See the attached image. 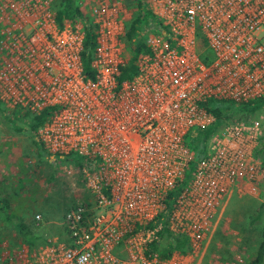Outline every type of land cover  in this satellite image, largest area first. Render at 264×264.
<instances>
[{
  "label": "built area",
  "instance_id": "2783aa9c",
  "mask_svg": "<svg viewBox=\"0 0 264 264\" xmlns=\"http://www.w3.org/2000/svg\"><path fill=\"white\" fill-rule=\"evenodd\" d=\"M77 1L83 17L59 23L57 0H0V105L26 122L48 110L37 136L55 159H79L88 192L66 209L61 235L0 242V264H194L230 201L264 183L259 121L229 119L206 148L187 141L215 123L217 102L264 98V0H144L169 34L144 28L148 50L122 80L137 8ZM87 23L94 77L83 67ZM175 237L188 250L163 258Z\"/></svg>",
  "mask_w": 264,
  "mask_h": 264
},
{
  "label": "rangeland",
  "instance_id": "374dc122",
  "mask_svg": "<svg viewBox=\"0 0 264 264\" xmlns=\"http://www.w3.org/2000/svg\"><path fill=\"white\" fill-rule=\"evenodd\" d=\"M4 110L9 113L17 112L20 115L18 111L5 108ZM247 120L259 121L264 133V107ZM25 121L20 120L19 124L26 126ZM187 141L197 149L198 144L194 137L188 136ZM8 144H10L8 150L1 148V151L5 153L3 157H7L10 151L11 156L22 157L24 160H21V165L25 164L24 173L28 174L23 176L21 170L15 172L17 174L12 178L11 186L14 187L12 190L7 191L5 186L0 185V197L5 198L4 195H9L15 209L25 205L31 210L39 209L43 198L44 207L50 209L55 217L58 216L57 219L60 222L63 211L65 213L73 202L88 196V192L83 189L82 176L77 171V161L51 158L48 159L49 161L46 159L32 161L31 156L37 154V149L31 134L26 128L14 129L0 114V146ZM48 189H51V193L47 196ZM263 200L264 183L259 186V192L255 195L234 197L225 211L224 218L214 231L206 253L202 258H195L194 264H246L252 260L256 256L260 242V227L257 223H252L251 218L255 214L256 207ZM38 214L40 217H37ZM38 214L34 216L35 221L32 225L29 224L36 230L44 223L42 215ZM12 215L15 221L21 219L14 210ZM45 231H47L45 234L49 236L60 234L50 229ZM21 237L15 224L5 219V212L0 208V242H6L11 248H20L21 245L13 244H17Z\"/></svg>",
  "mask_w": 264,
  "mask_h": 264
},
{
  "label": "trees",
  "instance_id": "16d2710c",
  "mask_svg": "<svg viewBox=\"0 0 264 264\" xmlns=\"http://www.w3.org/2000/svg\"><path fill=\"white\" fill-rule=\"evenodd\" d=\"M131 5H134L137 10L132 21L128 24L125 40L128 48L131 52L129 61L121 67L120 79L132 78L137 73L136 59L140 52L148 50V47L144 41L143 30L150 26H154L161 30L164 34H169V30L146 6L144 0H129ZM77 17H83V12L80 9L77 0H57V21L61 23L65 18L74 19ZM95 30L91 23L86 24V41L85 49L82 53L84 73L88 77H94L95 69L92 66L93 51L95 48ZM199 50L202 59L208 61L212 57V52L207 47V41L204 37H201L199 43ZM264 107V98L247 103H234L232 101H220L215 104L212 109L216 115V121L211 126L198 130L194 136L196 144L201 142V146L206 148L212 134L217 132L220 127L229 119L247 120L252 118L256 112ZM0 114L7 120V122L16 130H26L31 134L33 142L36 146L37 153L40 156H48L56 158V155L48 152L44 147V144L37 136L38 128L46 121L49 111L44 110L38 115L31 117L30 121L26 122V126L20 125V120H25L28 114L19 115L17 112H6L0 105ZM259 153L262 155L264 163V134L262 136V143L259 147ZM71 156V155H70ZM75 157V156H72ZM79 162V159L76 158ZM0 208L5 212V219L9 222H13L19 234L22 236L23 241L33 246L35 245L36 235L31 226L25 221H15L10 211V201L6 198L0 197ZM252 223H257L260 227V242L257 248L256 256L247 262L246 264H264V200L258 204L255 210V214L251 218ZM168 230H163L162 235L167 233ZM188 239L185 237H175L173 241H170L161 256L168 257L174 250L186 252ZM152 249H157V243L151 244Z\"/></svg>",
  "mask_w": 264,
  "mask_h": 264
},
{
  "label": "crops",
  "instance_id": "0c3cea01",
  "mask_svg": "<svg viewBox=\"0 0 264 264\" xmlns=\"http://www.w3.org/2000/svg\"><path fill=\"white\" fill-rule=\"evenodd\" d=\"M10 144L8 145H1L0 146V185L2 186H5V190H12L14 187H12L11 185L12 182H13V177L16 176L18 170H21L23 172V176H27L28 174L24 173V168H25V164L24 165H21V160L23 161L24 159L22 157H15V156H11V151L8 153V156L7 157H3V151H1V148H7V150L10 148L9 146ZM6 150V149H5ZM37 153V152H36ZM33 157L32 161L34 160H39V159H46L47 161H49L48 159H55L53 157H48V156H40L38 153L37 154H33L31 156V158ZM21 175V176H22ZM2 182L4 184H2ZM51 189H48L46 190V195L48 196ZM3 192V191H1ZM5 198H7L9 201H10V211H11V214H12V210H14L16 212V215L18 217H20L22 221H25L26 223L32 225L33 221H35L34 219V216L38 213H40L43 217V225L39 228V229H33L35 235H36V240H35V243H39L40 241H43L45 238V236H47L48 234H45V230L47 229H50L52 231H54V233H57V232H60L59 235H61L62 233V227L60 225L61 221L58 222V219L59 218L58 216L55 217L54 213L50 211V209H46L44 207L45 205V200H41V203H40V207L39 209L35 208L34 210H31L29 207H27V205H25L24 207H19V208H14V204L10 198L9 195H4ZM52 203V201L50 202ZM13 216V215H12ZM63 216H64V211H63ZM62 216V217H63ZM55 218V219H54ZM57 221V222H55ZM4 223V222H3ZM43 234L44 237H41ZM58 235V234H56ZM2 240V239H1ZM13 245H21L22 246H30L28 244H26L22 237H21V240L17 242V244H13Z\"/></svg>",
  "mask_w": 264,
  "mask_h": 264
}]
</instances>
